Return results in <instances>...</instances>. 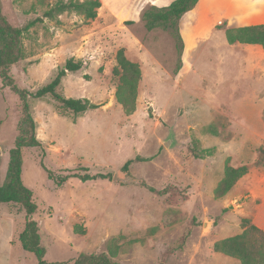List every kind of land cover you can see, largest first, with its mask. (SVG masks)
Returning a JSON list of instances; mask_svg holds the SVG:
<instances>
[{
	"label": "rangeland",
	"instance_id": "rangeland-1",
	"mask_svg": "<svg viewBox=\"0 0 264 264\" xmlns=\"http://www.w3.org/2000/svg\"><path fill=\"white\" fill-rule=\"evenodd\" d=\"M56 1L0 0V11L6 24L20 29L43 18ZM103 1L95 21L65 13L25 32L23 59L11 67L16 84L32 94L68 60L81 61L83 69L68 73L57 93L101 106L76 115L50 96L29 97L41 147L23 150L22 179L35 195L33 219L45 260L75 264L81 255H104L114 264H241L216 253L214 245L241 235L243 220L256 225L255 217L264 219V197L250 198L243 189L235 198L216 199L215 190L232 166L248 168L243 188L264 192V81L241 80L245 61L232 55L222 34L198 41L194 33L201 25L191 24V16L181 65L170 32H149L142 20L127 25L105 10L144 11L154 0ZM234 2L216 0L203 8L223 13ZM255 6L264 10V3ZM220 20L218 29H233ZM121 49L142 70L132 115L117 99ZM23 117L19 96L0 78V186ZM97 174L111 177H73ZM26 223L20 205H0V264H38L19 242Z\"/></svg>",
	"mask_w": 264,
	"mask_h": 264
},
{
	"label": "trees",
	"instance_id": "trees-1",
	"mask_svg": "<svg viewBox=\"0 0 264 264\" xmlns=\"http://www.w3.org/2000/svg\"><path fill=\"white\" fill-rule=\"evenodd\" d=\"M200 0H176L168 7L150 6L142 13L141 20L147 31L152 32L163 29L170 32L176 39L182 65L185 51V39L181 31L182 18L193 11ZM101 0H57L55 5L44 13L43 18H37L29 22L24 28H13L6 24L0 11V78L5 87L19 96L22 102L23 119L19 125V135L14 148L9 153V163L4 183L0 186V205H20L26 213L27 223L24 231L19 236V242L24 251L32 253L37 258L38 264H54L45 260V250L40 244V236L37 222L33 216L37 214L38 207L33 191L27 188L23 182V150L26 148L41 147V142L36 135L37 125L31 113L29 97L33 99H44L52 97L64 109L72 111L76 115H84L95 111L101 106L91 103L86 99L64 98L57 93L62 85L63 79L68 73H76L83 69V62L70 59L63 68L58 71L53 81L36 93H28L20 89L11 75V67L23 59L21 38L25 32L34 28L45 19L54 20L65 13H77L86 21H95L99 10L102 8ZM127 25L134 22H127ZM226 39L229 44L236 43L261 45L264 48V24L248 26L235 29H227ZM182 33V34H181ZM183 36V37H182ZM185 41V43H184ZM187 46V45H186ZM181 70V67L180 69ZM179 72V71H178ZM116 76H120L121 86L117 92L118 102L124 107L128 115L136 111L135 102L138 94V86L142 81V70L139 64L131 62L121 49L117 53V68L114 70ZM137 160V159H136ZM135 160L128 161L124 171H128ZM248 174V168H235L227 166L224 178L215 190V198L222 199L227 196L237 183ZM79 177L83 182L108 179L110 175L97 174ZM68 177L61 178L59 186ZM241 235L226 238L214 245L216 253L223 254L240 261L241 264H264V231L248 220H243ZM75 264H114L104 255H81Z\"/></svg>",
	"mask_w": 264,
	"mask_h": 264
},
{
	"label": "crops",
	"instance_id": "crops-1",
	"mask_svg": "<svg viewBox=\"0 0 264 264\" xmlns=\"http://www.w3.org/2000/svg\"><path fill=\"white\" fill-rule=\"evenodd\" d=\"M174 1L176 0H154L152 5L159 8L168 7ZM215 1L216 0H200L197 7L182 18L180 27L183 35L184 32H186L185 30L186 20L190 16H191L190 19L191 24L196 20L201 25L199 31L194 33V36L198 41L203 40L205 42L212 40V38L216 33L222 34L226 37V31L217 28V24H220L221 22L220 19H223V21H228L230 25L229 28H233V29L264 24V10H257L255 6L257 3H264V0L256 1L255 5L253 4L254 0H233L235 2L232 4L231 9L227 11L225 10L223 13L218 12V10L217 11L214 10V12H211L203 8L207 2L214 3ZM105 5H107V3L103 1L102 8L99 11L101 10L103 11ZM144 8L145 7H141L140 9L133 12L130 10L121 12L120 10H118L119 8L117 10L116 9L113 10L105 9V10L113 12L115 17H117L119 21L137 22V21H141L142 12ZM186 48L187 46L185 45V51L183 54L184 63H185L184 59H185ZM229 49L233 51L232 52L233 56L242 58V60L245 61L247 65V67L241 71V73L245 76L241 80L256 81V82L264 81V48L261 45L236 43L233 45L229 44ZM263 103H264V99H263ZM245 177L247 178V175ZM245 177H243L237 183V185L234 187L232 192H230L231 195L235 198L240 194H243L244 193L243 189H244L246 190L247 193H249L250 198H252L253 196L264 197V192L261 191L260 193L258 188H251V187L243 188L249 182V180H245L246 179ZM262 189L264 188H261V190ZM248 202L249 201L245 202L244 205L241 206L242 208L240 209V211H243V209L246 207ZM248 216L249 215L246 212H244L243 217L246 218ZM254 220L256 222V226L264 231V219L262 217H255Z\"/></svg>",
	"mask_w": 264,
	"mask_h": 264
},
{
	"label": "water",
	"instance_id": "water-1",
	"mask_svg": "<svg viewBox=\"0 0 264 264\" xmlns=\"http://www.w3.org/2000/svg\"><path fill=\"white\" fill-rule=\"evenodd\" d=\"M172 145H173V140L172 139H170L167 142H165V146L167 148H170ZM114 180H116V176L114 177Z\"/></svg>",
	"mask_w": 264,
	"mask_h": 264
},
{
	"label": "bare ground",
	"instance_id": "bare-ground-1",
	"mask_svg": "<svg viewBox=\"0 0 264 264\" xmlns=\"http://www.w3.org/2000/svg\"><path fill=\"white\" fill-rule=\"evenodd\" d=\"M102 11V10H101Z\"/></svg>",
	"mask_w": 264,
	"mask_h": 264
}]
</instances>
